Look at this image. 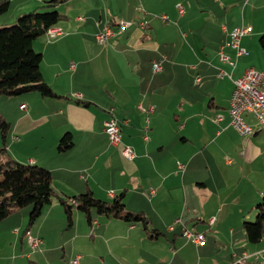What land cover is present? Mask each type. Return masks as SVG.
Here are the masks:
<instances>
[{"label": "crops", "instance_id": "obj_1", "mask_svg": "<svg viewBox=\"0 0 264 264\" xmlns=\"http://www.w3.org/2000/svg\"><path fill=\"white\" fill-rule=\"evenodd\" d=\"M46 1L10 0L13 14L0 16V25ZM44 10L63 16L55 25L61 36L34 41L56 95L0 96L8 156L48 169L61 198L123 195L158 235L94 210L90 223L74 209L69 224L54 199L31 225V207L0 221V264H71L78 255L80 264H264L250 256L264 253V236L251 243L243 227L264 196V127L246 115L255 132L241 134L228 112L234 80L248 68L264 70V0H67ZM119 21L134 24L100 44L97 34ZM242 26L250 27L240 43L248 53L238 57L226 44ZM221 47L229 62L220 59ZM112 116L133 160L110 143ZM67 134L73 143L62 150ZM176 219L182 223L171 230ZM184 229L203 233L204 244L188 241ZM28 231L40 247L29 244Z\"/></svg>", "mask_w": 264, "mask_h": 264}, {"label": "trees", "instance_id": "obj_2", "mask_svg": "<svg viewBox=\"0 0 264 264\" xmlns=\"http://www.w3.org/2000/svg\"><path fill=\"white\" fill-rule=\"evenodd\" d=\"M65 1H46L42 7L19 15L12 25L0 27V96L12 97L34 91L47 97L56 95L43 79L40 69L42 54L35 51L34 41L45 36L63 18L56 10L44 9L54 8ZM9 8L10 0H0V16L7 13ZM259 44L264 49V33L259 37ZM9 128V123L0 115V135L3 141L0 145V221L31 207V225L41 216L46 206L58 199L66 211L69 224L73 223L74 209L84 213L90 223L91 212L94 210L100 216L141 224L150 236L158 235L157 230L150 228L149 219L143 212H133L126 207L123 195L103 200L88 191L67 199L59 197L48 169L24 164L8 156L6 137ZM72 143L71 136L67 134L62 139L61 149L70 148ZM256 209V221L243 223L251 243H258L264 236V196Z\"/></svg>", "mask_w": 264, "mask_h": 264}, {"label": "built area", "instance_id": "obj_3", "mask_svg": "<svg viewBox=\"0 0 264 264\" xmlns=\"http://www.w3.org/2000/svg\"><path fill=\"white\" fill-rule=\"evenodd\" d=\"M161 18L163 21L167 20L166 15H162ZM133 24L134 22L132 21H119L114 28L107 25L97 34V41L104 45L112 37L121 35ZM139 27L141 29H146L148 27V22H140ZM223 28L225 29L226 27L223 26ZM62 34L63 30L58 26L51 27L47 31V35L50 39L57 38ZM247 34H250V27L247 26L237 27L230 31L231 39L230 42L226 44V46L235 49L236 55L238 57L248 53L240 45L242 37ZM220 59L225 62L230 61L229 56L223 52V47H221L220 50ZM154 70H162L161 61L154 62ZM220 76H222L221 73ZM196 81L199 82L200 78H197ZM21 107L25 108L26 105H22ZM228 112L230 115L231 124L241 134L252 135L255 132L254 127L245 121L246 115H252L257 125L264 127V70H257L251 67L246 69L240 77L234 80V90L231 95ZM220 118L222 117H218V119ZM105 131L109 137L110 143L115 147L120 146L121 152L127 160H133L135 158L133 149L130 146L123 144L121 123L114 116L106 121ZM184 167V164L180 165V168L184 169ZM215 221L216 220L213 217L209 220V224L213 225ZM180 223H182L181 219H176L169 228L173 230L174 227ZM182 234L188 241H191L192 243L202 245L205 242V235L203 233H197L189 229H184ZM27 237L29 244L33 248L40 247L43 243L41 239L33 238L29 231L27 232ZM250 256H252L254 259H264L263 252H257ZM246 259L247 254L244 255L242 261H245ZM80 260L81 256L78 255L71 261V264H80Z\"/></svg>", "mask_w": 264, "mask_h": 264}, {"label": "rangeland", "instance_id": "obj_4", "mask_svg": "<svg viewBox=\"0 0 264 264\" xmlns=\"http://www.w3.org/2000/svg\"><path fill=\"white\" fill-rule=\"evenodd\" d=\"M9 12V11H8ZM8 12L7 13H5V15L6 14H8ZM13 14V11L12 12H9V14L7 15V16H5V19H10V15H12ZM17 19V18H16ZM16 19H14V20H12L10 23H8V24H2V25H0V27H3V26H9V25H12L15 21H16ZM264 33V29H263V32L261 33V34H263ZM258 41H259V38H258ZM199 48H200V46L198 47V51L201 53L202 51H200L199 50ZM263 49V48H262ZM25 210H28L29 211V209L27 208V209H25ZM256 218H257V216H256ZM256 218L254 219V221L252 220L251 222H255L256 221ZM60 244H62V241H60Z\"/></svg>", "mask_w": 264, "mask_h": 264}, {"label": "water", "instance_id": "obj_5", "mask_svg": "<svg viewBox=\"0 0 264 264\" xmlns=\"http://www.w3.org/2000/svg\"><path fill=\"white\" fill-rule=\"evenodd\" d=\"M237 264H243V263L239 262V263H237Z\"/></svg>", "mask_w": 264, "mask_h": 264}]
</instances>
